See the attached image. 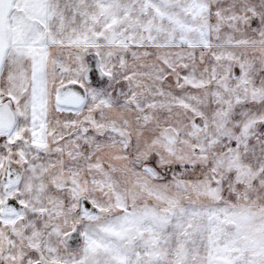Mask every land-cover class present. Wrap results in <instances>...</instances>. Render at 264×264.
<instances>
[{"label": "snow or ice", "instance_id": "6c2138e0", "mask_svg": "<svg viewBox=\"0 0 264 264\" xmlns=\"http://www.w3.org/2000/svg\"><path fill=\"white\" fill-rule=\"evenodd\" d=\"M0 264H264V0H0Z\"/></svg>", "mask_w": 264, "mask_h": 264}]
</instances>
